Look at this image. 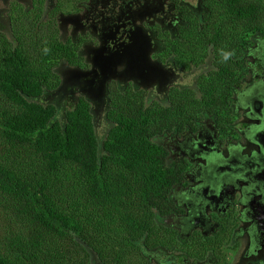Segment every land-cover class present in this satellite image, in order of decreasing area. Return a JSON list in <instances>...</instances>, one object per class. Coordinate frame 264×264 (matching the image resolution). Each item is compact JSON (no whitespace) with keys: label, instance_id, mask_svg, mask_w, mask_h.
I'll use <instances>...</instances> for the list:
<instances>
[{"label":"trees","instance_id":"trees-1","mask_svg":"<svg viewBox=\"0 0 264 264\" xmlns=\"http://www.w3.org/2000/svg\"><path fill=\"white\" fill-rule=\"evenodd\" d=\"M45 1L12 5L11 37L0 33V264H89L95 253L123 264L130 248L173 250L175 235L161 223L184 169L156 140L231 118L248 77L244 54L264 39V0H203L201 17L172 0L178 20L173 31L152 27L154 58L186 73L208 70L194 87H171L165 105L108 82L102 146L87 98L61 120L57 106L40 102L64 83L62 63L86 70L81 48L95 39L64 41L60 11Z\"/></svg>","mask_w":264,"mask_h":264},{"label":"rangeland","instance_id":"rangeland-1","mask_svg":"<svg viewBox=\"0 0 264 264\" xmlns=\"http://www.w3.org/2000/svg\"><path fill=\"white\" fill-rule=\"evenodd\" d=\"M202 1L179 0L198 17L205 12ZM30 3V0H0V33L11 37L10 24L14 22L10 19L12 5L15 4V8L17 5L28 6ZM45 3L50 12L60 11L55 13L61 17L58 27L63 40L77 42L80 36L95 39L81 48L86 70H71L60 65L56 72L64 78V84L57 90L46 93L40 102L57 106L61 120L79 97L87 98L93 106L100 146L111 127L106 119L108 82L113 81L122 88L130 85L137 91L145 90L149 103L159 102L165 105L171 87H194L197 77L208 70L207 66H203L186 73L175 68L172 62L162 63L154 58L160 44L152 27L159 24L164 29L173 31L178 20L172 0H46ZM18 11L14 12L15 16ZM163 140L160 137L157 142L161 144ZM6 155L7 153L3 154L4 159L13 158ZM161 224L165 227L164 222ZM170 231L179 245L177 233L173 228ZM207 242L208 250L204 254L210 255L204 263L208 264L209 260L215 264L229 262L227 256L232 254L230 239ZM168 247L162 250L172 251ZM242 249H245L244 246ZM187 251L195 254L197 250ZM96 254L90 257L89 264H106L100 262ZM158 255L151 251L139 254L137 248H130L123 264H155Z\"/></svg>","mask_w":264,"mask_h":264},{"label":"flooded vegetation","instance_id":"flooded-vegetation-1","mask_svg":"<svg viewBox=\"0 0 264 264\" xmlns=\"http://www.w3.org/2000/svg\"><path fill=\"white\" fill-rule=\"evenodd\" d=\"M244 58L247 60L248 77L244 80L243 86L235 92L232 104L234 115L230 119L226 120L224 124H217L215 120L207 119L197 127L196 131L161 136L164 139L161 145L169 152L168 162L171 165L181 166L180 168H183L184 171L183 180L173 188L171 193L173 208L163 219L165 227L175 230L180 244L176 243L174 251L165 252L161 246L158 249L150 250L152 254H159L155 264H207L204 261L209 259L210 254H204L202 257L198 253L200 250H208L209 242L207 241L215 239H230L232 242L230 251L232 254H228L229 262L225 264H249L256 254H264L263 226H260V229L263 228V230L258 243L256 241L257 249L250 251L252 246L249 247V244L252 239L247 233L250 232L253 225L250 218L253 221L256 220L257 214L253 211L255 207H252L248 216L242 214V207H239L238 210L233 208L232 200L236 197L234 188H227L224 205H220L218 208L202 206V213L198 212L200 206L198 200L205 197L199 187L205 181H216L218 176V172H213L209 165L211 163L213 167L216 164L210 154L211 150L215 149L222 155H228L231 149L240 153L241 149L238 147L245 145L244 140L253 129L250 124L253 120L247 115L250 104L247 105L248 108H244L242 96L254 92L253 90L263 95L264 39L256 40L254 45L245 52ZM61 65L73 70L65 63ZM205 142L208 144L207 149L203 145ZM197 144L201 147L199 145L197 147ZM205 155H209L211 162ZM215 157L218 156L215 155ZM219 159L224 160L222 156L217 158V160ZM237 161V159L233 160L235 163ZM255 200L258 198L256 197ZM198 213L201 214L200 217ZM247 220L248 222H246ZM242 246L245 249H242ZM186 249L197 251L194 254V252H186ZM208 264L215 263L209 260Z\"/></svg>","mask_w":264,"mask_h":264},{"label":"water","instance_id":"water-1","mask_svg":"<svg viewBox=\"0 0 264 264\" xmlns=\"http://www.w3.org/2000/svg\"><path fill=\"white\" fill-rule=\"evenodd\" d=\"M253 91L242 96L244 108H248L247 105L250 104L247 115L253 120L250 123L251 128H253L251 134L246 136L245 145L242 144L243 146L238 147L241 149L240 153L231 149L228 155H222L215 149L211 150L210 154L216 164L213 167L211 163L209 165L213 172H218V176L216 181H205L199 187L205 197L198 200L200 205L198 212L200 213H202V206L218 208L226 203V190L231 187L236 190V197L232 200L234 209L238 210L239 207H242V214L248 216L252 207H255L253 211L257 214V218L254 221L250 218L251 224L256 226L255 234L254 231L251 234L253 237L249 247H253L250 251L257 247L256 241L258 243L260 233L263 230V228L260 229V226L264 227V89L263 95L260 92L257 93L256 90ZM203 145L207 149L208 144L205 142ZM199 146L201 147V145ZM245 152L247 153L245 154ZM205 156L211 162L209 155ZM221 156L224 160H217ZM234 159L238 161L235 163L233 162ZM256 197L258 200H255ZM200 215L198 213L199 217ZM249 264H264V254H256Z\"/></svg>","mask_w":264,"mask_h":264},{"label":"crops","instance_id":"crops-1","mask_svg":"<svg viewBox=\"0 0 264 264\" xmlns=\"http://www.w3.org/2000/svg\"><path fill=\"white\" fill-rule=\"evenodd\" d=\"M246 222H248V220H247ZM251 223H252V222H251ZM253 231H254V234H255V231H256V230H255L254 225L251 226V230H250V232L247 233V234H249V237H250L251 239H252V237H253V236L251 235ZM252 247H253V246H252ZM247 250H248V249H247Z\"/></svg>","mask_w":264,"mask_h":264}]
</instances>
